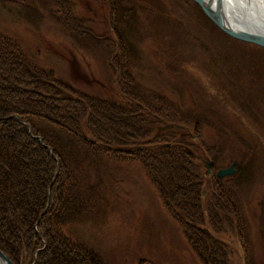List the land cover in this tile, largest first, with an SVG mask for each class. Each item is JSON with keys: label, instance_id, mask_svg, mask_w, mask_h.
Returning <instances> with one entry per match:
<instances>
[{"label": "rangeland", "instance_id": "rangeland-1", "mask_svg": "<svg viewBox=\"0 0 264 264\" xmlns=\"http://www.w3.org/2000/svg\"><path fill=\"white\" fill-rule=\"evenodd\" d=\"M11 1L0 0L1 41L8 34L5 40L38 76L44 70L77 91L120 92L136 109L138 137L123 145L114 138L119 155L85 150L86 162L92 155L104 160L101 180L90 176L101 195L89 201L93 216L76 224L75 233L98 248L101 264H264V170L258 167L264 156L243 133L264 130V47L228 34L196 0H69L81 29L104 38L97 43L72 41L62 27L65 12L56 8L68 7L66 0ZM161 149L184 165L188 189L179 191L186 199L166 200L169 188L161 182L176 175L150 164ZM202 204L215 207L217 222L203 225L211 239H198L197 250L185 224L191 232L189 205ZM209 253L214 261H207Z\"/></svg>", "mask_w": 264, "mask_h": 264}, {"label": "trees", "instance_id": "trees-1", "mask_svg": "<svg viewBox=\"0 0 264 264\" xmlns=\"http://www.w3.org/2000/svg\"><path fill=\"white\" fill-rule=\"evenodd\" d=\"M13 1L25 2V5L51 3V0ZM101 1L106 5L111 3L110 0ZM68 2L66 0L68 7L65 4L54 6L60 13L65 12L62 19L67 21L62 27L71 33L72 41H104L97 33L81 29V23L77 22L81 21L80 17L75 18L74 8ZM46 6L51 11L55 9L52 4ZM85 23L92 28L89 19ZM3 36L8 34H2L5 42L0 37V249L15 264L26 261L29 264H101L98 248L89 240L79 241L75 233L76 224L93 216L86 212L91 209L89 201L99 202L101 195L90 176L95 179L99 176L101 180L99 164L104 160L92 155V160L86 162L85 150L99 155H119L121 148L113 143L115 139L123 145L126 139L131 144L138 137L133 126L136 109L128 108L120 92L105 95L77 91L65 87V83L44 70L38 76L27 58L21 57ZM243 133L254 139L253 147L264 156V146L260 142V133L264 130L246 129ZM176 140L179 141L178 137ZM105 142L113 147L105 148ZM166 150L161 149L159 157L148 162L157 164L160 172L173 171L176 175L172 182H161L162 189L169 188L166 200L173 202L177 196L186 199L189 195L179 190L188 189L186 179L189 175L184 172L183 164L184 169L176 161L172 163L176 159H169ZM240 150L237 148L236 152ZM250 153L255 154L251 150ZM258 163L259 169L264 170L261 158ZM93 166H96L94 171L91 170ZM258 167L252 170L258 171ZM84 195L90 197L86 200L88 206L81 204ZM191 199L196 201L197 198L191 195ZM181 202V205L187 204V201ZM209 202L205 201L206 205ZM189 210L193 213L195 229L191 228L190 232L189 224H185L186 232L191 234L193 244L198 243L196 249L199 250L198 239L201 242L211 239V231L203 225L212 219L217 222L216 209L213 205L205 208L202 204L189 205ZM180 215L188 216V210L182 208ZM33 254L35 259L31 260ZM209 255L207 261H214V255ZM249 258L246 257L248 262L253 256L250 254Z\"/></svg>", "mask_w": 264, "mask_h": 264}, {"label": "bare ground", "instance_id": "bare-ground-1", "mask_svg": "<svg viewBox=\"0 0 264 264\" xmlns=\"http://www.w3.org/2000/svg\"><path fill=\"white\" fill-rule=\"evenodd\" d=\"M210 9L215 13L219 11L228 22V27L233 31L249 30L256 31L264 36V0H219L222 3L221 8L216 7L218 0H204ZM237 15L241 29L234 22V16ZM237 22V21H236ZM245 27V28H244ZM253 33V32H252ZM13 260V259H12ZM0 264H5L0 260Z\"/></svg>", "mask_w": 264, "mask_h": 264}, {"label": "water", "instance_id": "water-1", "mask_svg": "<svg viewBox=\"0 0 264 264\" xmlns=\"http://www.w3.org/2000/svg\"><path fill=\"white\" fill-rule=\"evenodd\" d=\"M200 5H202L203 9L205 10V12H207L212 19L215 21V23L222 28L224 31H226L228 34L237 37V38H241L245 41H249L252 42L254 44H257L259 46L264 47V36L261 35L260 33L256 32V31H252L249 30L250 32H247L245 30H241V31H233L231 28H229L227 25L225 24L222 20L221 14L219 11H215V13L210 9V5H208L204 0H196ZM218 6V3H217ZM218 10H219V6H218ZM253 32V33H252ZM233 172V169L231 167L230 170H225L223 172H221V174H226V173H230ZM0 260L3 261L5 264H15L6 253H4L3 250L0 249Z\"/></svg>", "mask_w": 264, "mask_h": 264}, {"label": "flooded vegetation", "instance_id": "flooded-vegetation-1", "mask_svg": "<svg viewBox=\"0 0 264 264\" xmlns=\"http://www.w3.org/2000/svg\"><path fill=\"white\" fill-rule=\"evenodd\" d=\"M165 126V125H164Z\"/></svg>", "mask_w": 264, "mask_h": 264}]
</instances>
